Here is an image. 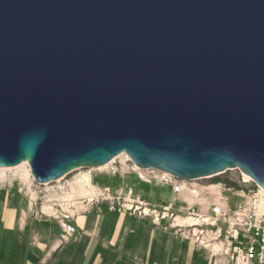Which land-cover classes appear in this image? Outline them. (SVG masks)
I'll return each instance as SVG.
<instances>
[{
    "label": "water",
    "instance_id": "95a60500",
    "mask_svg": "<svg viewBox=\"0 0 264 264\" xmlns=\"http://www.w3.org/2000/svg\"><path fill=\"white\" fill-rule=\"evenodd\" d=\"M122 155L264 191V0H0V169Z\"/></svg>",
    "mask_w": 264,
    "mask_h": 264
},
{
    "label": "crops",
    "instance_id": "0c3cea01",
    "mask_svg": "<svg viewBox=\"0 0 264 264\" xmlns=\"http://www.w3.org/2000/svg\"><path fill=\"white\" fill-rule=\"evenodd\" d=\"M127 181L117 175L91 183L112 190L132 185L137 195L153 204L165 203L167 190L171 192L170 187L160 186L164 190L151 193L142 182ZM4 189L6 193L0 194V264H225L224 258L211 256L172 230L161 231L147 220L117 215L104 204L90 202L87 211L74 220L76 235L61 243L56 223L38 219L13 185Z\"/></svg>",
    "mask_w": 264,
    "mask_h": 264
},
{
    "label": "built area",
    "instance_id": "2783aa9c",
    "mask_svg": "<svg viewBox=\"0 0 264 264\" xmlns=\"http://www.w3.org/2000/svg\"><path fill=\"white\" fill-rule=\"evenodd\" d=\"M24 168L29 172L26 163ZM132 169L139 171L140 180L148 183L154 180L161 186L170 187L176 196H189L190 201L176 207L171 204L157 206L134 195L131 189L108 193L98 188L85 201L91 205L105 204L109 212L145 219L161 231L172 230L209 251L211 256L224 258L225 264H264V191L248 177L237 174L241 181V187L237 189L224 183L199 187L155 170ZM62 181L40 184L30 176L24 191L28 193L29 203L36 208L38 218H51L59 225V239L64 243L77 233L72 211L79 198L72 192L73 184ZM251 185L253 187L248 189ZM226 193L238 200L233 207L224 195ZM53 200L63 201V208L48 209V201Z\"/></svg>",
    "mask_w": 264,
    "mask_h": 264
},
{
    "label": "rangeland",
    "instance_id": "374dc122",
    "mask_svg": "<svg viewBox=\"0 0 264 264\" xmlns=\"http://www.w3.org/2000/svg\"><path fill=\"white\" fill-rule=\"evenodd\" d=\"M133 167L134 166L130 163L128 158L125 155H122V156L114 159L110 163H108V165L104 166L103 168L80 169V170L74 171V172L66 175V177L62 178L63 179L62 182L67 181V182H70L73 184L72 188H71L72 192L77 193L78 198H79L78 202L74 206L75 207L74 210L72 211V215H74V220L76 217H78V215L84 214L87 211L86 208H87L88 202L85 201L84 198L89 197L91 193L94 194V191L97 187L92 186L91 181L94 180L95 178H102V177L104 178V177H109V176L121 175V176H124V180L126 182H128L127 180H131L132 183H134V184L137 180L142 182L143 184H145L147 186V187H145V188H147V191L149 190L151 193L153 192V193L157 194V193L161 192V190L163 189L160 187L161 185L156 183V181H154V180H152V182H149V183L144 182L143 180H140L139 171L134 172L132 169ZM237 174L238 173L235 171H226L219 176H215V177L208 178V179L194 180L191 183H193V184L195 183L199 187H207L210 184H219V183L223 184L224 183L226 186L233 187V188L237 189V188L241 187V185H240L241 181L237 178ZM1 175L2 174L0 173V194L6 193L5 191H2V190H5L4 188L9 187V185H13L15 190H19L18 192L21 195H23V197H25L27 199L28 205L31 208H33L36 212V208L33 207V205H31L29 203L28 198L26 197V196H28V193L24 191V190H26L25 188H27L28 182L30 181V174L27 172V170L23 167L22 169L5 172L4 175H2V176ZM126 176H130L133 178H126ZM132 183H129V184H132ZM252 187H253L252 185L247 186L248 189H251ZM123 189H131L134 195L140 196L134 192V188L132 185H129L128 187H125ZM123 189L112 190L111 188H109V189H101V190L109 193V192H114V191L123 190ZM171 193H172V191L169 192V190H167L166 194H167V196L169 194V198L167 200L163 199V201H165V203L167 201L169 202L170 199L173 198L172 197L173 193L172 194ZM224 195L228 197L230 206L233 207L235 204H237L238 200L235 199L234 197H232L230 194L226 193ZM173 196H174L173 203L172 202L171 203L169 202L166 204L165 203H158V204H154V205L166 206V205L171 204V205L176 207V206H178V204L181 205L185 201H190V197L185 195V194H180V196H176L173 194ZM143 200L148 202L145 199H143ZM53 201H55V200H53ZM53 201H48V205L49 204L51 205V203H53ZM154 201L156 202L157 200L155 199ZM148 203H150V202H148ZM100 204H102V203H97V205H100ZM150 204L152 205L153 203H150ZM112 213H115L117 215H122V216L128 215L126 213H124V214H120L117 212H112ZM36 216H37V212H36ZM131 217H133V216H131ZM40 219H42V218H40ZM46 220H48L50 223H53V222H54V224L56 223L51 218L46 219ZM141 220H145V219H141ZM57 226H59V225H57ZM60 235H61V232L59 234V237H60Z\"/></svg>",
    "mask_w": 264,
    "mask_h": 264
},
{
    "label": "bare ground",
    "instance_id": "6f19581e",
    "mask_svg": "<svg viewBox=\"0 0 264 264\" xmlns=\"http://www.w3.org/2000/svg\"><path fill=\"white\" fill-rule=\"evenodd\" d=\"M25 163H23L22 165L20 166H17V167H14V168H9V169H0V173L2 175L5 174V172H9V171H13V170H18V169H22L24 167ZM29 173V172H28ZM1 175V176H2ZM83 197V196H82ZM90 197L92 196H89L87 198H84V199H89ZM59 202V203H58ZM53 201V203H51V205L49 204L48 205V209H53V208H63V201Z\"/></svg>",
    "mask_w": 264,
    "mask_h": 264
}]
</instances>
